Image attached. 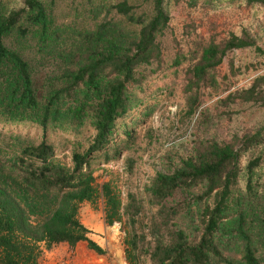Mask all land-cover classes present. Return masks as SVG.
<instances>
[{
	"label": "trees",
	"instance_id": "trees-1",
	"mask_svg": "<svg viewBox=\"0 0 264 264\" xmlns=\"http://www.w3.org/2000/svg\"><path fill=\"white\" fill-rule=\"evenodd\" d=\"M89 1L80 25L57 23V0L0 1V124L41 129L0 126V264H39L43 249L61 242L106 254L80 218L84 202L100 199L105 223L121 224L129 264H264V75L214 103L226 116L237 104L260 109L250 130L200 138L176 167L126 196L96 174L129 151L126 123L146 104L152 78L189 61L193 116L201 88L218 87L227 54L255 46L258 34L243 27L170 54L163 37L176 0ZM201 1L264 10V0L189 3ZM124 165L133 172L135 158Z\"/></svg>",
	"mask_w": 264,
	"mask_h": 264
},
{
	"label": "rangeland",
	"instance_id": "rangeland-1",
	"mask_svg": "<svg viewBox=\"0 0 264 264\" xmlns=\"http://www.w3.org/2000/svg\"><path fill=\"white\" fill-rule=\"evenodd\" d=\"M0 1L7 6H16L23 0ZM189 2L176 0L172 6L171 26L163 37L168 53H175L180 48L187 51L196 42H209L212 39L220 41L228 32L239 31L243 27H250L258 34L256 45L227 54L218 87L201 88L202 104L193 116L186 115L189 106L185 85L189 61L184 62L178 71L168 68L161 76L152 78L143 94L146 104L139 115L135 113V119L129 118L126 123L127 130L133 131L135 135L129 151L120 160L104 163L96 171L99 182L115 180L124 196L129 187L142 188L158 170L168 171L176 167L180 158L189 154L200 138L215 135L229 140L233 133L243 134L263 117L262 112H258L260 109L250 110L241 104L234 105L229 116L222 115L224 108L216 110L214 103L237 87L264 75V10L245 5L214 10L202 1L198 5ZM89 3V0H57V23L80 25L88 22L91 17ZM206 112H209V117ZM4 124L0 126H12L16 131L30 132L32 135L41 132L38 125L29 122ZM129 155L136 160L131 173L125 170L124 165ZM61 156H64L65 161H70L68 152ZM100 214L104 218L103 199L96 203L84 202L81 206L80 218L86 225L91 216H98L101 220ZM103 231L107 236L104 235V239L97 237L105 246L106 254H98L86 243L80 242L76 246L66 245L62 248V258L56 264H129L121 224L108 226L104 220Z\"/></svg>",
	"mask_w": 264,
	"mask_h": 264
},
{
	"label": "crops",
	"instance_id": "crops-1",
	"mask_svg": "<svg viewBox=\"0 0 264 264\" xmlns=\"http://www.w3.org/2000/svg\"><path fill=\"white\" fill-rule=\"evenodd\" d=\"M100 216L101 220H99L98 216H91V220L88 221L87 226L92 230V232L90 233V237L97 241L102 247H105L98 239V237L104 239V235L107 236L105 231H103L104 218H102V214H100ZM82 242L87 244V242ZM66 245L70 244L67 242H61L54 245L50 249L44 248L39 259V264H56L58 260H61L62 256L60 255V253L62 248H65Z\"/></svg>",
	"mask_w": 264,
	"mask_h": 264
}]
</instances>
